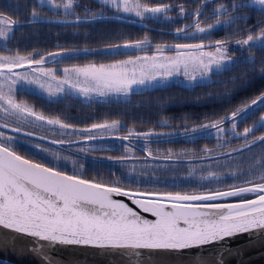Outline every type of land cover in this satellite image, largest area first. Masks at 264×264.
Instances as JSON below:
<instances>
[{"label": "snow or ice", "instance_id": "6c2138e0", "mask_svg": "<svg viewBox=\"0 0 264 264\" xmlns=\"http://www.w3.org/2000/svg\"><path fill=\"white\" fill-rule=\"evenodd\" d=\"M49 3L52 7H63L65 12L73 9L74 0H65L61 4L52 3V0H36L38 6ZM124 12L132 11L127 0H105ZM264 6V0H254ZM249 5L245 3L231 5L238 10ZM223 8V6H222ZM168 5L149 7L136 5L135 14L142 17L145 13L162 14L169 11ZM86 12L89 10H85ZM184 13L183 8L180 9ZM224 14H228L223 8ZM200 15L199 11L196 13ZM33 19H38L37 12L33 10ZM77 22H81L77 18ZM0 25L9 30L18 27L14 22L0 14ZM219 26V21L217 25ZM200 33L210 31L213 25L205 29L199 24L195 25ZM185 29L177 30V35ZM0 37L11 39L8 32L0 30ZM143 41L135 45L125 44L123 47H138ZM237 45L248 46L249 49L264 47V29L254 35L251 32ZM119 47V46H114ZM202 44H177V59L169 64L145 63L141 65V77H136L133 69L126 70L127 65H134V60L114 63L111 65H86L84 67L65 68L66 75L74 73L77 83L70 79L61 81L62 85L77 88L79 78L83 77L86 86L79 87L78 91L84 95L97 92L104 96L111 93L128 95L133 85H144L146 82L156 80L157 77L166 78L179 71L181 65L184 75L195 80L196 76L187 71L189 64L203 65L201 76L213 70L219 71L231 63V59L224 53L213 56L208 63L191 55L190 50L200 51ZM224 49L223 41L216 42L217 52ZM65 55V53H49L48 57L40 56L34 59L32 54L22 56L19 53L13 56H0V78L10 80L12 85L24 80L28 83H38L37 79L29 80L26 75L16 69L27 66L33 73L48 75L42 65L47 58ZM139 59V58H138ZM145 61L149 58L144 57ZM35 66V67H34ZM51 70H49L50 72ZM15 77V79H13ZM42 88L43 84L40 85ZM0 86V109L5 113L14 112L34 116L36 120L49 125H59L62 128H72L70 124L62 123L58 119H46L43 115L27 110L16 103ZM58 92L64 88L58 87ZM51 94V93H50ZM264 107V92L251 101L250 104L237 109L227 119L235 120L238 116L243 119L254 108ZM219 121L211 127H218ZM117 122H113L115 126ZM233 124V128H235ZM108 124H93L91 129L107 128ZM205 128L209 125H204ZM259 127H264V116L261 117ZM19 131V129H14ZM254 131L253 128L244 129V135ZM32 135V133H27ZM0 226L15 233L37 238L51 245H79L92 246L105 249H125L150 251H182L197 248L211 243H219L226 239H233L240 235L264 234V183H255L251 180L244 186H233L226 191H207L202 193L182 194L181 192H149L132 193L119 186H108L94 181L68 175L56 168L43 163L33 162L17 154L11 144V137H5L0 131ZM92 137H88L91 139ZM264 142V136L257 138ZM255 142V141H254ZM53 144L58 143L52 141ZM62 143V141H61ZM264 180V176L261 177ZM252 195V199H239L234 202L227 201L232 197ZM114 196H126L131 199L136 208L127 203L116 200ZM139 209V211L137 210ZM142 213H150L154 220L146 219ZM138 255V252L136 253Z\"/></svg>", "mask_w": 264, "mask_h": 264}, {"label": "rangeland", "instance_id": "374dc122", "mask_svg": "<svg viewBox=\"0 0 264 264\" xmlns=\"http://www.w3.org/2000/svg\"><path fill=\"white\" fill-rule=\"evenodd\" d=\"M30 2L34 3V1H30ZM76 2L77 0H74L73 9L70 10L69 12H65L63 10V7H60V9H62L64 13H67L65 16L74 17L76 19L77 18L83 19L84 17L112 15V16H117L119 18H124L127 20L137 21L140 24H146L150 28H152V26H150L148 22L155 23V24H158V23L174 24L176 23L178 24V26H180L179 29L181 28L185 29L184 32H181L180 35L177 36L178 39L182 41H185V40L190 41V42H185L186 44L204 45V47L200 51L190 50L186 52V55H191L198 59H203L205 63H208L211 57L213 56H216V57L220 56L221 53H224L227 57L231 59V63L226 62V66L223 67L221 70L217 71L213 67V70L205 76H201V69L203 65L189 64L187 71L189 72L190 75L196 76L195 80H191L189 79L188 76L184 75V68H183V65H181L180 70L178 72L174 71L173 75L168 76L166 78H161L158 76L156 80L149 81V83H152V84L153 83L160 84V83L176 82L178 85H183L189 88H193L198 84H204V83H208L212 81L215 74H219L225 71L226 69L231 68L233 65H235L236 63H238L239 61L243 59L244 60L253 59L247 53V51L249 50L248 46H239L237 45V43L228 44V45L225 44L226 53L224 52V49H221V52L218 53L216 50L217 41L208 40L213 32L228 26V24L232 23L237 18V16L233 14L224 15L223 8H226L228 12L227 5L229 4L220 3L214 6H211V8L206 6L207 8L205 12H207L208 15H211V17L216 18V20H214L211 23V25L215 27H213L210 31L200 33L197 31L196 27L192 32L189 31L190 28L189 29L187 28L188 24H191L194 22L193 20L195 19V16L196 18L198 17L196 13L200 11V5H201L200 3H199L200 4L199 7L194 8V9H187L182 6H178L176 8L171 7L172 10H169L166 13H162V14L145 13L142 17H138L135 14L136 5L137 4L145 5L141 3L140 0H127L128 6L133 9L132 11H129V12H124L122 8H117L115 5L111 4L110 2L106 3L105 0H83L81 2V8H82L80 12L81 16L80 14H77L76 11L74 10V6ZM84 2L87 3V6L85 5ZM201 3L203 4V2ZM233 3H236V2L233 1L232 4ZM97 4H100L99 7L97 6ZM246 4L258 10L264 11V6H260L259 4L255 3L254 0H248L246 1ZM152 7H155V6H152ZM181 7L184 10L183 14H181V11H180ZM85 10H89V11L86 12ZM35 11L37 12V15L41 18H43L41 15L48 14L42 11L40 7L35 8ZM40 20H46V19L43 18ZM40 20H38V22L45 23ZM58 20H69V18L58 19ZM218 21H219V26H216ZM109 22H116V23L133 26V27L144 28L143 25H139V24H127V23H123L120 21H109ZM56 24H59V23H56ZM82 25H85V24H65V26L72 27L71 29L77 32H79L80 27ZM199 25L200 27H203L205 29L208 28V26H205L202 23V21L199 23ZM50 26L51 25H47V24L36 26L34 30L40 32V36L38 38L44 37L42 36L43 34L49 39H51L50 31L52 30H50L51 28ZM5 30L9 31L8 28H6ZM148 30H151V29H148ZM154 32L161 33L159 31H154ZM120 35L122 36V39L118 42V44L112 45L110 47L101 48L102 50H107L110 48L111 50L109 53L107 51L102 52V53H96V54L94 53V54L86 55L85 57H82L79 59H63L60 56H56V57L54 56V57L47 58L46 63L42 65V67L51 76L56 77L57 80H59V82L61 83L62 80L69 79V75H66L63 71L65 68L71 69L73 67H84L86 65H91V64H95L97 66L103 64L107 66V65L114 64V63H118V62L134 60L135 64L127 65L126 70L131 72L134 69L136 72V77L140 78L142 74L141 65L145 63L169 64L170 61L177 59V49L175 48V45L179 44V42L178 43H164L160 45L158 44L157 46V45L152 44L150 42L151 39L149 38H143L140 40H125L127 38H130L133 35L130 32L129 33L123 32ZM206 37L208 38L205 39ZM43 39H46V38H43ZM34 40L35 39H32V38L31 39L24 38L23 39L24 46H27V43H28L29 48H32L33 46V48L35 49L34 52L43 50L39 48L40 46H42V44H40L39 47H36L34 44ZM19 41L23 43L21 39ZM137 41H143V43L140 44L138 47H127V50L125 49V47H123V45L125 44L135 45ZM185 43H180V44H185ZM114 46H119V47L117 48ZM93 49H98V48H93ZM45 52L47 54V53H59L61 51H59L58 49H52L50 51L44 50V54ZM233 52H239L240 56L233 54ZM18 53H20V55L22 56H27L31 54L32 52L31 51H20ZM12 54L15 55L14 53ZM13 55L0 51V56H13ZM87 56H97V57L88 58ZM45 57H48V54ZM144 57H148L149 59L145 61L143 59ZM33 58L39 59L40 57L34 56ZM58 61H60L61 64L63 63L62 65L64 66H58L57 64ZM49 70L51 71L49 72ZM20 73L28 76L30 79H32V76L36 78V75L44 79L40 82V85L41 84L44 85L42 90H44V92L46 93L45 95L48 96L49 101H45L44 98H41L39 96L32 95L31 93H29L27 91V88L29 87L21 84L22 82H25L24 80H20L18 81L19 83L17 82L15 85H12L10 80H4L0 78V86H2V90L6 94H9V88L11 87L12 91L10 95L12 96V99L16 103L21 104L22 107H24L27 110H32L36 114L43 115L46 119L61 120L59 116L55 115L56 116L55 117L53 115H50V113L52 112L49 111V109L51 108V104L53 102H59L61 101V99H65L66 97L67 98L74 97L78 100H81L79 101L80 103L77 102L78 106L79 107L85 106L90 109H93L94 107H96L95 106L96 104L107 106V105H112L114 103L121 104L125 101L128 102L131 99V95L129 94L124 95L123 93L121 94L111 93V94L104 95V96H98L99 94L95 93V91L90 92L88 95H84L80 93L78 89L70 90L65 93L58 92L57 91L58 81L50 79L49 75H46L47 77H45V75L33 73L31 69L24 70ZM13 79H15V77H13ZM74 83H77V81ZM83 84H84V81L79 80V83L77 84V88L82 87ZM173 84H169V85H173ZM69 92H72V93H69ZM146 92L147 91H145V93ZM77 93L81 94L80 97H76V95H78ZM262 108L264 107H260L258 109L255 108V109L259 110ZM0 112L3 113L4 115L9 116L8 119H4L2 121L11 122L16 125L18 124L24 125V126L27 125L29 129H32V130L33 128L39 129L40 132L45 130V131L50 132V135L53 138L67 139V140H72V138H75L76 136L80 137L81 134L79 133H83L84 131H87L85 128L87 129L91 128L90 124L93 125L92 121L96 120V118H94L95 114L93 113L92 114H90L89 112H86L85 114L81 112L70 113L68 116L70 121H68L65 118L66 121L62 122L61 120V122L70 124L73 127L72 128H62L59 125H49L46 122L36 120L34 116H28L26 114H18V113H14L11 111L8 113H5L2 109H0ZM262 116H264V112L262 113V115L260 116L256 124L261 123ZM238 120H240V118ZM238 120L237 119L236 121L234 120L233 122L230 123V125L221 127L219 129H216L208 133L201 134L199 136L200 138L197 140H192V142H184V145L182 147H175L174 149H170L168 153L170 154V152L173 151L176 154L175 157L177 156L176 159L178 158V160L179 159L181 160V161L179 160V162L178 160H176V161H172L173 163H167L166 159H164L162 162L160 160H156L155 159L157 158L156 154L157 152H159L157 150L154 151V148L156 147L151 148L147 145H140L148 152V155L151 156V158L148 159L147 162L135 164L134 165L135 167H133V170L144 173L149 178H151L152 176H161L162 178L165 179V181L163 182L147 183L145 179H140V178L137 179V176L135 174L131 173L132 174L131 175L130 173H128L127 176H121L118 178L107 177L105 179H101L100 177H98L99 182L97 183H102V184L110 185V186H119L121 188H128V189L132 188L131 190H145L146 192H173L175 193L178 191V192H181L182 194H193V193L199 194V193L207 192V191L229 190L233 186H244L245 182L248 180H251L255 183H264V180L261 179V177L264 176V142H261L260 144L254 146L253 148L246 150L244 153H242L241 155L237 157H230L228 159L210 161L208 163H205L204 161V160L215 158V157L227 158L228 157L227 155L228 154L231 155V153L233 152V151L228 152L229 148H231L229 147V145H231L232 142L234 143L235 140L240 141V142H237V144L242 145L243 147V146H247L253 143L255 140H257L258 137L264 135L263 133L253 138L255 136V135H252L254 131H256L257 129L260 130L261 128L264 129V127H258L251 134L247 136H243L242 138L234 139L233 136H239L241 132L244 131V130L240 131L238 129ZM98 121H101V122H98L99 124L109 125V127L107 128H99L95 131L97 132L96 135H102L103 137L119 135V133L123 132V129H122L123 126H126V124H124L121 119L119 121L115 119H113V121H110L108 119L103 120V117H99ZM113 122H117L115 126H112ZM233 124L236 125L235 128H233ZM85 125H90V127L82 128V126H85ZM37 126H39L40 128H38ZM253 126L254 125L247 127V128H251ZM149 129L157 130L156 128H152V127H148V130ZM137 130H139V128L137 129L135 127H130L127 131L132 133ZM34 131H38V130H34ZM4 136L11 137L12 147L17 153L27 157L28 159L34 160L35 162L43 163L46 166L56 168L59 171H62L66 174L76 175L81 178L83 176H86L85 170L87 168L106 170V171L111 170L112 168L111 165L109 167V166L101 165L100 163H96L93 161H89L86 159L68 155L64 153L61 149L56 148V146L42 144L39 142L35 144L28 143V145H25L24 144L25 141L23 142L15 136L6 135L5 133H4ZM0 140H3V138H0ZM200 140H207L210 142H214V146L212 148L203 147L205 153L207 154V156L205 157H199V156H196L195 154V149L197 148L196 145L200 142ZM3 142L8 143L7 140H3ZM190 145L192 146L190 147ZM97 147H107V148H113L114 150H120L123 153L121 154V156L118 154H116V156H120L121 158L123 157L133 158L136 156V152L132 148V146L124 144V143H119V142H116V143L104 142V144L97 143L94 148H97ZM48 153L49 155H47ZM216 154L218 155L214 156ZM54 156H58V157L70 156V158H73V163L63 162L61 159H58V161H55L53 159ZM107 156L109 155L108 154L98 155V157H103V158H106ZM170 156L173 157L171 154ZM175 162H178V164H175ZM184 163H188V165H191L193 169H192V172L185 173L184 178L186 180L182 182V185H184L183 186L184 189L177 190L176 188H173L171 186H177L176 181L179 178V175L182 174L183 167L186 165ZM125 166H128V165H125ZM250 170H252L255 176L249 179H245L246 178L244 176V174H246L245 172H248ZM198 175L200 178H197ZM133 179L139 180V181H134ZM142 186L144 187L141 188ZM189 186H196L197 189L193 190L194 187H189Z\"/></svg>", "mask_w": 264, "mask_h": 264}, {"label": "trees", "instance_id": "16d2710c", "mask_svg": "<svg viewBox=\"0 0 264 264\" xmlns=\"http://www.w3.org/2000/svg\"><path fill=\"white\" fill-rule=\"evenodd\" d=\"M204 1L206 0H140L141 3L150 7L168 5L169 7L175 8L182 6L187 9L198 8L199 5L202 4L201 2ZM233 1L237 4H246V1L248 0H214L211 3H208V5L206 4L210 8L211 6L220 3L229 4L230 6L227 5L228 14L224 15L233 14L237 16V18L232 23L228 24V26L213 32L208 40L223 41L224 44L228 45L236 43L238 40L245 39L250 32L256 35L264 29V11L258 10L250 5L238 10H233L231 7ZM99 5L100 4H97L98 7ZM201 18L205 19V22L203 23L204 25H209L216 20L215 17H209L207 12H204ZM148 24L152 26V28L160 29L165 32L158 33L146 28L133 27L116 22L85 24L80 27L79 32L72 30V27L65 25L53 26L54 24H51V39L46 36L42 38L35 36L34 44L36 47H39L40 44H42L39 48L46 51L52 49H58L59 51L93 48L101 49L118 44L122 39L120 34L123 32H130L133 34L130 38L125 40L149 38L151 39L150 42L157 46L158 44L160 45L164 43L179 42L180 44L190 42L178 39L177 36L180 34L177 35L170 33L179 29L180 26L176 23L155 24L148 22ZM207 38L208 37L205 39ZM247 53L253 59H243L231 68L226 69L219 74H215L212 81L198 84L193 88L178 84L169 86L168 84L151 92L147 91L146 93L139 92L131 94V99L128 102L125 101L121 104L114 103L107 106L96 104V107L93 109L85 106H80V108L77 102L80 103L79 101L81 100L74 97H66L59 102H53L51 104L49 111L52 113H50V115L59 116L63 122L66 121V119L70 121L68 118L70 113L81 112L85 114L86 112H89L90 114H95L94 118H96V120H93L92 122H101L98 121L99 117H103V120L108 119L110 121H113V119L119 121L121 119L126 126L135 127L137 129L139 128L138 131L148 130V127H152L157 130L164 129L171 130L172 132H183L195 129V127L198 128L207 124H213L230 117L233 112L237 111V109L250 104L253 99L264 92V47L259 46L251 48ZM233 54L240 56L239 52H233ZM85 56L86 55L66 59H79ZM87 57L96 58L97 56ZM263 112L264 108L259 110L254 109L252 112L248 113L245 118H240V120L237 119L238 129L241 131L255 124ZM263 133L264 129L261 128L253 135L257 137ZM184 142L188 141L178 140L170 143H173L171 144L173 147H182ZM237 142L240 141L235 140L234 143L232 142V144L229 145L232 149L229 148L228 152L233 151L234 153L231 155L228 154V157L226 156L227 158H211L204 160L205 163L241 155L245 151L238 152V150L244 146L242 147V145L237 144ZM192 145H190V147ZM158 146L160 147L162 145L158 144L155 147ZM213 146L214 142L200 140L196 145V156H207L203 147L212 148ZM217 155L218 154L214 156ZM184 164L186 165L183 167V172L179 175V178L176 181L177 186H171L177 190L184 189L182 182L186 180L184 178L185 173L192 172L193 169L188 163ZM85 173L87 174V172ZM245 173V179L255 176L252 170ZM81 178L99 182L98 176L91 173ZM197 178H200L199 175ZM189 187H194V189L197 188L196 186Z\"/></svg>", "mask_w": 264, "mask_h": 264}, {"label": "water", "instance_id": "95a60500", "mask_svg": "<svg viewBox=\"0 0 264 264\" xmlns=\"http://www.w3.org/2000/svg\"><path fill=\"white\" fill-rule=\"evenodd\" d=\"M214 0H206L200 10V15L203 12L205 5L213 2ZM172 10L171 7H169ZM200 15L198 17H200ZM81 22L75 20H45V22L59 23V24H86V23H97V22H109V21H120L127 24H139L143 25L144 28L151 29L153 31L165 32L160 29L150 28L146 24H140L137 21L127 20L124 18H119L116 16H99L91 19H79ZM170 33L177 34V31H172ZM127 50V48H125ZM110 48L107 50L102 49H79V50H68L62 51L65 55H60L63 59L69 57H78L89 54H96L102 52H110ZM61 53V52H59ZM54 57V56H53ZM56 57V56H55ZM59 59V58H58ZM24 70H30L27 66L23 68L16 69L18 72ZM50 79L57 80L56 77L48 74ZM28 77V76H27ZM45 77H47L45 75ZM29 80H31L28 77ZM32 79H37L38 83H28L27 81L22 82V85L28 86L27 91L33 95L39 97H45V92L40 87V82L42 79L40 76L36 75V78L32 76ZM69 79L72 83L77 81L76 75H69ZM46 80V79H45ZM79 80H83L80 77ZM57 87H63L65 92L70 90H77L78 88H70L68 85H62L59 80ZM19 83V82H18ZM168 83H145L144 85H133L132 91L129 95L145 91H154L157 88H162ZM86 86L85 84L82 85ZM74 92V91H72ZM69 92V93H72ZM76 93V92H74ZM73 93V94H74ZM97 93V92H95ZM76 97H80V93H77ZM101 96V95H98ZM255 109V108H254ZM238 116L236 119H239ZM235 119V120H236ZM223 123H220L218 127L205 128L204 126L198 127L192 130H186L183 132H174V136L166 139H157L161 141H178L183 139L192 138L204 133H208L224 127L234 120L224 119ZM260 123L254 125V130L258 128ZM86 130H93L91 128ZM253 132V131H252ZM252 132L248 133L251 134ZM26 135V134H24ZM30 136V135H28ZM141 138L147 136H161L157 134H141ZM244 131L241 132L239 136H233L234 139L242 138ZM264 136V135H263ZM33 137V136H30ZM37 138V137H35ZM40 139V138H38ZM104 138L92 139L90 141H100ZM107 140H120L124 142H130L129 138H123L118 136H110L105 138ZM43 141L54 146L60 145L59 143L53 144V140H48L42 138ZM83 141L82 143H84ZM258 140L255 142L244 146L239 149L238 152L246 151L258 144ZM232 152L231 154H233ZM217 158V157H215ZM69 175V174H68ZM97 183V182H96ZM102 184V183H101ZM105 185V184H104ZM110 186V185H108ZM132 193H149L141 190H131L128 188H122ZM226 191V190H223ZM116 200H120L127 203L130 207L136 208L132 204L131 199L126 196H114ZM252 199V195H246L244 197H232L227 201H216V202H234L239 199ZM139 211V209H137ZM144 218L154 220L155 217L151 216L150 213H142ZM138 252V255L136 254ZM0 261L5 264H264V234L259 232L254 235H240L233 239H226L225 241L219 243H211L203 245L197 248L186 249L182 251H150L147 249L139 250H125V249H105L92 246H79V245H51L46 242L40 241L37 238L28 237L22 234L15 233L9 229L0 226Z\"/></svg>", "mask_w": 264, "mask_h": 264}, {"label": "flooded vegetation", "instance_id": "af4514ba", "mask_svg": "<svg viewBox=\"0 0 264 264\" xmlns=\"http://www.w3.org/2000/svg\"><path fill=\"white\" fill-rule=\"evenodd\" d=\"M30 1H34V3L30 2ZM83 0H77L75 6H74V10L76 11L77 14H80L81 12V2ZM65 2V0H52V3L55 4H63ZM85 5L87 6V3L84 2ZM202 5V4H201ZM208 5V4H207ZM203 10V12L201 13L200 17L195 16V19L192 21L193 23L188 24L187 28H190V32H192L195 29V25L199 24L201 21L202 23L205 22V19H202V15L205 12L206 6ZM42 9V11L48 13L47 15H41L43 18L45 19H65V18H69V19H76L74 17H67L65 16L67 13H64L62 11V9L60 8H55L52 7L49 3H44L42 6H38L36 3V0H0V14H2L5 17L10 18L15 25H18V27H13L11 30H5L7 28V26L5 25H0V30H4L6 32L9 33V35L12 37L11 39H7L4 37H0V51L5 52L7 54L13 55L17 54L20 51H31L33 57L35 56H46V52L44 54V50L41 51H35L34 52V48L32 46V48L28 47V43L27 46H24V38H32L34 39L35 36H40V32L39 31H35V27L36 26H40L43 24H47V25H51L49 23H42V22H38V20L43 19L41 17H39V19H33L32 18V13L33 10H35V8H39ZM201 9V7H200ZM81 16V14H80ZM112 16V15H109ZM97 16L94 17H84V19H91V18H95ZM209 17H211V15H209ZM37 20V21H35ZM40 21H44V20H40ZM211 25V24H209ZM53 26H58V25H53ZM60 26V25H59ZM208 26V25H205ZM187 29V30H188ZM42 36H45L42 34ZM23 41L20 42V39ZM19 39V40H18ZM18 40V42H17ZM35 53V54H34ZM20 54V53H19ZM63 64V63H62ZM61 63L58 66H64ZM174 84H177L176 82H173ZM170 83V84H173ZM172 86V85H169ZM168 86V87H169ZM45 101H49V98H44ZM96 106V105H95ZM9 116L4 115L3 113L0 112V131H3L6 135H12L17 137L19 140L21 141H25L24 144L28 145V143H42V144H48L51 145L49 143H46L45 141L42 140V138L44 139H48V140H53V141H57L60 145L56 146V148L61 149L64 153L71 155V156H75L78 158H82V159H86L89 161H93L96 163H100L101 165H105V166H112L111 170H99V169H90L87 168L85 170V172H87V174L91 173V174H95L98 177H100L101 179H105L107 177H113V178H118L121 176H127L128 173H133L137 176V179H145L147 183L150 182H163L165 181L164 178H162L161 176H152L151 178H149L146 174L138 172L133 170V167H135V164L138 163H144L147 162L148 159L151 158V156L148 155V152L141 147L140 145H147L149 147H155L156 145L160 144L162 146H158L156 148H154V151H159L157 152V158H155L156 160H160L161 162L166 159L167 163H173L172 161H176L178 160V158L176 159L175 157V153L172 151L170 152V154L173 156L171 157L170 154L168 153L170 151V149H174L175 147H173L170 142L173 141H161V140H157V139H166V138H171L174 136V132H172L171 130H143V131H135V132H129L127 131L130 127L129 126H123V132L119 133V135H115L118 137H123V138H129L130 142H124V141H120V140H107L105 138H108L110 136H106L103 137L102 135H96L97 132H95L97 129L95 130H87L84 131L83 133H79L81 134L80 137L76 136L75 138H72V140H67V139H56L51 137L50 132L48 131H39V129H29V127L26 125H16L14 123L11 122H5L2 121L4 119H8ZM258 122V121H257ZM256 122V123H257ZM255 123V124H256ZM93 124H99V123H95L93 122ZM253 124V125H255ZM92 125V124H90ZM90 125H85L82 126L83 127H90ZM38 128H40L39 126H37ZM19 129V131H14V129ZM87 129V128H85ZM246 129V128H245ZM34 130H38V131H34ZM244 130V129H243ZM242 130V131H243ZM258 129L256 131H254L252 133L255 134V132H257ZM157 132H159V134L161 136H147L145 138H141V134H157ZM27 133H32L33 137H30L27 135ZM85 133V134H84ZM26 134V135H24ZM37 137V138H35ZM88 137H92L91 139H88ZM199 137V136H198ZM40 138V139H38ZM97 138H104L103 140L100 141H90L92 139H97ZM197 137H192V138H188V139H183L184 141H188L191 142L192 140L196 139ZM255 138V136L253 137ZM182 140V141H183ZM62 141V143H61ZM83 141H85L84 143H82ZM181 141V140H180ZM104 142H108V143H124L127 145L132 146V148L135 150L136 152V156L133 158H129V157H123L121 158V154L123 153L120 150H114L113 148H107V147H97L94 148L95 145L97 143L100 144H104ZM163 143V144H161ZM94 145V146H93ZM54 146V145H52ZM253 148V147H252ZM251 149V148H250ZM19 154V153H17ZM100 154H108L109 156H107L106 158L103 157H98V155ZM116 154L120 155V156H116ZM21 155V154H19ZM49 155V153L47 154ZM23 156V155H22ZM155 156V155H154ZM25 157V156H24ZM26 159H28L27 157H25ZM53 159L55 161H58V159H61L63 162H72L73 163V158H70V156H54ZM31 160V159H30ZM180 160V159H179ZM178 160V162H179ZM33 162H35L34 160H32ZM181 161V160H180ZM178 162H175V164H178ZM184 162V161H182ZM128 165V166H125ZM77 168V166H76ZM102 173V174H101ZM85 173V175H87ZM132 175V174H131ZM134 181H139V180H135ZM128 183V182H127ZM144 186H142L141 188H143ZM197 189V188H195ZM194 189V190H195ZM0 264H5L3 262L0 261Z\"/></svg>", "mask_w": 264, "mask_h": 264}]
</instances>
